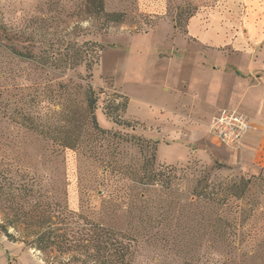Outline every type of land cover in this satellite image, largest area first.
<instances>
[{"label":"rangeland","instance_id":"rangeland-1","mask_svg":"<svg viewBox=\"0 0 264 264\" xmlns=\"http://www.w3.org/2000/svg\"><path fill=\"white\" fill-rule=\"evenodd\" d=\"M103 3L107 14H123L122 23H105L92 0H0V172L27 179L33 191L42 193L39 201L55 212L50 213L54 228L81 229L86 221L126 232L136 227L130 231L134 239L129 264H264V174L244 172L235 150L211 142L208 125L192 117L177 119L164 109L173 103L165 83L174 84L188 73L181 70L183 58L215 56L217 69L230 73L233 59L249 50L257 58L264 51L262 45L241 40L246 36L242 0H167V16L161 19L165 24L156 29L159 19L148 18L146 0ZM193 19L198 20L195 38L188 32ZM211 35L217 45L198 42ZM87 42L102 46L90 72L84 64L72 67L85 56ZM12 47L33 59L14 57ZM68 81L93 89L98 125L128 139L158 141L156 164L182 170V189L197 188L206 198L174 209L172 224L178 221L189 229L180 233L174 251L163 248L162 235L154 239L155 230L145 229L165 222L160 207L166 205L126 208L131 212L128 219L117 208L100 209L107 199L102 179L120 195L128 186H133V194L141 187L130 175L104 174V165L113 159L89 154L83 89H73L68 103L78 121L72 129L82 135L81 147L63 151L49 139L59 128L58 86ZM125 101L123 113L113 110L114 104ZM106 108L120 125L104 115ZM179 127L195 131L188 137ZM133 143L123 144L116 160L137 170L142 157ZM15 219L0 210V223L11 235L8 239L0 231V264H100L83 249L37 251L28 244L45 224Z\"/></svg>","mask_w":264,"mask_h":264},{"label":"trees","instance_id":"trees-1","mask_svg":"<svg viewBox=\"0 0 264 264\" xmlns=\"http://www.w3.org/2000/svg\"><path fill=\"white\" fill-rule=\"evenodd\" d=\"M92 1L94 5L93 7L97 9L98 14L103 15L105 18V23H122L123 14H107L105 12L103 0ZM3 34L4 32H2V35ZM2 37L11 40V37L7 34ZM85 45H87L88 51L84 52L85 56H83V58H80V55H76V57L80 59L74 61L72 67L84 64L86 70L90 72L99 60L102 46L96 42H87ZM10 52L11 55H14V57L20 60L33 59L32 54L18 51L13 47L10 49ZM77 52L78 51L75 53L78 54ZM58 89L60 91L58 96L60 102L58 103L59 110L55 113L59 117V128L57 133L49 136V139L52 142H56L63 151L81 147L83 144V142L80 141L82 135L75 134V130L72 129L78 121L75 119V115L70 112L68 103L70 101V93L73 89H75V91L78 90V92L83 89V96L85 97L84 119L88 126L85 137L92 142L91 146L88 148L89 154L97 158L108 156L110 159H113L111 160L112 162H107L104 165V174L110 172L111 174H119L123 177L125 175H130L131 181L141 187V191L136 194L132 193L134 190L132 189L133 186H128L126 192H122L121 195L117 194L118 192H114V194L112 193L109 184L102 179L100 184L103 186L104 193L107 194V199H103L100 209L117 208V211L123 213L126 212V219H128L131 212L126 208L166 205L165 208L160 207L161 217L164 218L165 222L161 221V224L159 223L156 226L153 225L149 228L145 227V229H150V231L155 230L153 233L154 239L155 237L162 235V240H164L163 248H166L167 252L174 251L180 241L178 238L181 235L180 233L189 231L188 228L178 223V221L172 224L174 209L176 207H182L183 210L185 207L188 208L191 206L192 203L204 202L206 198L199 195L200 193H198L197 188L191 189L187 187L184 190L182 189V182L183 180L186 181L185 175L180 176L182 170L165 164H156L158 141L155 142L150 138L143 137H138L136 139L130 137L128 139L126 136L113 129H105L98 125L95 115L98 97L89 84L82 86V84L75 85L68 81L66 84H59ZM126 104V101L122 104H114L113 110L118 113H123ZM104 115L107 118L112 119L116 125H120L119 120L110 116L107 108L104 109ZM127 143H133L142 157L141 165L137 170L119 164L116 160V156L119 154L122 145ZM2 159L9 162L8 164L13 163L6 157ZM42 197L40 191H33V186L32 184L30 185L27 179H16L14 174L0 172V210L11 214V216L13 215L16 218L15 220H21V222H40L41 225L42 223L45 224L42 232L38 233L28 245L41 253L49 249L70 251H72V249H83L86 252H92L91 255L96 261L101 260V262H99L100 264H129L128 261L131 257V240L134 239L130 231L135 232L136 227H130V230H128L129 232H126V230L123 231V229L106 227L102 223L86 221L85 225L80 227L81 229L54 228L51 224L52 215H50V213L55 212L54 210L52 211L49 203L44 204L42 201H39ZM35 198L38 202L36 200L35 202H32ZM137 204L139 205L137 206ZM71 211L68 210L70 215ZM80 218H82L81 215L77 217V219ZM63 221L65 220L62 219V222ZM63 224L65 223L63 222ZM0 231L5 237L11 239V235L1 223ZM181 264L197 263L182 261Z\"/></svg>","mask_w":264,"mask_h":264},{"label":"crops","instance_id":"crops-1","mask_svg":"<svg viewBox=\"0 0 264 264\" xmlns=\"http://www.w3.org/2000/svg\"><path fill=\"white\" fill-rule=\"evenodd\" d=\"M242 3L245 16L241 25L246 36H241V40L247 45L257 43L264 47V0H242ZM146 7L149 19H159L155 29L165 24L161 19L167 16V0H146ZM197 22L193 19L188 25L189 36L193 38L198 35ZM214 35L205 38V42H198L217 45ZM184 42L182 40L180 46ZM232 62L234 70L224 73L217 69L220 63L215 56L197 57L190 61L183 58L180 67L181 70L187 69L188 73L179 75L174 84L165 83L164 91L172 94L173 103L164 109L177 119L192 117L206 125L214 109L229 108L244 113L252 120L253 128L236 151L238 161L244 172L264 174V51L257 58L250 50L246 51L240 59H233ZM179 129L188 137L195 131L191 127ZM211 142L222 147L214 138Z\"/></svg>","mask_w":264,"mask_h":264},{"label":"built area","instance_id":"built-area-1","mask_svg":"<svg viewBox=\"0 0 264 264\" xmlns=\"http://www.w3.org/2000/svg\"><path fill=\"white\" fill-rule=\"evenodd\" d=\"M208 132L227 150L238 151L253 128L252 120L234 109H217L208 121Z\"/></svg>","mask_w":264,"mask_h":264}]
</instances>
